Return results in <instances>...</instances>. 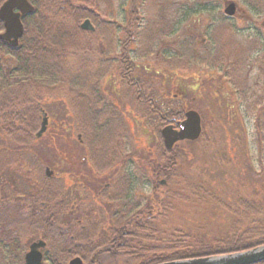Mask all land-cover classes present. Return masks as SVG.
Segmentation results:
<instances>
[{"label": "trees", "instance_id": "trees-1", "mask_svg": "<svg viewBox=\"0 0 264 264\" xmlns=\"http://www.w3.org/2000/svg\"><path fill=\"white\" fill-rule=\"evenodd\" d=\"M3 1L0 0V5ZM29 1L34 5V11L22 17L24 32L19 44L13 47L0 38V178L3 184H7L9 176L3 170L13 168L14 175L11 177L15 184L17 179L19 183L29 180L33 190L29 212L31 230L28 224L17 222V218L27 213L16 200L27 198L23 195L15 197L10 204V197H4L0 202V264H20L23 254L18 249L24 240L27 241L22 238L23 232H28L26 234L35 240V218L41 216L45 226L51 215L55 218L58 214L57 183L53 177L37 174V169L42 170L45 166L43 152L39 154L32 148L41 119L40 108L46 115L50 113V103L44 100L52 96L50 92L58 91L64 104L68 100L70 108L75 107L79 121L77 131L82 134L84 142L106 134L104 141L92 140L95 147L93 160L99 162L100 173L109 169L113 176L114 169L126 168L125 175L127 172L130 174L128 162L132 157L130 154L134 153L121 144L124 141L119 140L124 130L122 113L111 102L106 103L104 95L108 93L103 90L108 78L110 82L116 81V84L110 83L112 92L109 96L121 101L120 88L115 86L121 83L128 91L127 97L133 98L135 110L144 115L142 122L145 120L151 127H143L148 139L139 151L134 152L141 153V165L147 169L153 179L151 183L156 184L159 190L140 200L135 194L140 192V188L128 179L122 183L121 189L114 190V183L110 191L115 193L104 205L95 201L89 208L90 212L98 208L101 211L94 212L95 221L87 224L93 226L92 231L76 240L77 256L83 263L156 264L234 252L263 244L264 120L262 122L259 117L264 118V91H239L257 115L256 162L247 155L244 158L242 151L239 158L246 163L243 169L253 191L242 195L226 189L228 180L217 164L228 167L232 159L226 156L216 159L214 153L208 161H204L206 158L201 156L200 145L203 141L213 143V138L207 135V121L197 110L194 100L203 96L214 105L218 96L221 97L219 77L224 65L223 78L229 80L232 76L231 55L233 57L234 52L231 48L226 49L227 44L214 46L217 36L223 37L217 34L218 28L210 34L202 33L197 26L181 28L180 22L173 20L167 30L158 31V44L154 49L151 47L142 52L138 47L134 55L131 50L136 45L140 46V42L137 43L141 24L140 0H131L126 22L99 12L97 0ZM204 11L208 9L203 6L187 11L181 22L188 21L191 14ZM86 18L96 25L94 31L80 27ZM101 26L109 34L122 33L118 51L107 53L103 44L90 45V40L96 36V29ZM3 30L0 24V33ZM257 41L255 39V45ZM90 55L94 60L89 59ZM150 56L154 57L156 67L149 70L138 63V58ZM257 65L261 70L260 78L264 80V57ZM217 73L218 78L211 77ZM204 75L211 78L206 79ZM225 100L222 99L223 108L225 104L227 107ZM191 108L196 109L202 118L200 137L193 141H180L171 150L166 149L160 134L163 123L166 124V120L178 123L185 111ZM54 110H51L52 113ZM104 114L109 118L106 119ZM50 117L47 129L51 127ZM214 121L220 123L219 115ZM228 132L232 130L228 129ZM179 143L186 144L187 150L180 149L177 146ZM198 162L204 169L196 173L193 166L198 168ZM163 175L166 184L159 185L157 180ZM41 201L45 205L37 206ZM38 207H42L43 211L40 212ZM7 219L16 222L10 223ZM43 234L50 236L48 241L57 244L56 233ZM49 249L45 259L50 263H63L72 257L55 254L52 248Z\"/></svg>", "mask_w": 264, "mask_h": 264}, {"label": "rangeland", "instance_id": "rangeland-1", "mask_svg": "<svg viewBox=\"0 0 264 264\" xmlns=\"http://www.w3.org/2000/svg\"><path fill=\"white\" fill-rule=\"evenodd\" d=\"M227 1L229 0H140L138 6L141 13V24L137 32L139 39L137 40V43L140 42V46H134L131 50L132 53L135 55L138 47L142 52L143 49L146 50L151 47L154 49L158 44V31L167 30L170 21L177 20L180 22L181 28L190 29L191 27L197 26L199 31L202 33L206 32L210 34L218 28V32L220 33L216 31L217 34H220L223 37L217 36V39L214 40V46L227 44L226 49L231 48L232 53L233 49L235 50L236 41H240L242 42V45H244V55H248L250 51L248 44L250 41L252 42L257 39L259 41L258 44L254 46L253 51L249 53L250 55L248 56L252 55V59H250V61L259 63L260 59L264 57V0H233L238 3V7L240 8L239 13L241 14V17L235 19L227 17L223 14V7ZM97 3L99 5V12H102V14H109L110 17H113L118 21L126 22L128 20L131 0H97ZM202 6L208 9V11L201 12L200 14L195 13L196 15L191 14L188 16V21L181 22L184 14H187L185 12L193 11L194 9ZM103 20L105 21V19ZM92 24L93 26H96L93 22ZM122 36L121 32L115 34L104 32L101 26L96 29V36L92 37L90 45L103 44L107 53H114L116 50H119V40H121ZM99 39H101V41ZM89 59L92 61L94 60V57L90 55ZM153 59L154 57L152 56L146 57V59L140 57L138 58V63L141 64V66L149 68V70L154 69L156 66ZM146 61H148V63ZM224 67L225 65L223 66V71L221 72V78L218 73L211 76H217V78L219 77L220 79L219 94H221V97L218 96V102L211 105V103H209L211 100H207L206 97L203 96L194 100V103L198 108L197 110H200L203 113L207 121V135H210L213 138V143L203 141L202 145H200V148H202L200 151H202V158H206L204 161H208L211 158L210 156L212 154L214 155V153L216 154V159H221L222 156L223 158L226 156L227 158L232 159V163L228 167L218 164L217 166H220L221 171L223 170L225 174V179L228 180L226 188L228 192L231 190L236 191L237 194L239 193L243 195V193H250L253 190L249 185V177H247L246 171L243 169L246 167V163L240 161L239 159L241 156L240 151L243 152L242 154L244 158L245 155H247L251 161L255 160L256 162L258 147L256 141L257 132L255 128V120L257 115L251 111L250 102L246 100L244 94L239 91L235 93V91H231V88H233L238 82L240 84L239 87L246 88L245 91L247 92L250 91V89H248L249 86L252 88V92H256V90L264 91V88H262L264 86V80L260 78V73L257 70L258 66L254 67V69L249 73H245L244 70V73L238 75L237 78L231 76L229 80L228 78H223L225 73L224 69H226ZM95 68L96 66L93 69ZM104 68H106V65ZM110 73H112L111 70ZM211 77L210 75L207 77L204 75V78L206 79H210ZM110 83L116 84V81L107 82V85L103 90L106 93L111 91ZM234 83L235 85H233ZM256 83L260 85V87H258ZM115 86H118L120 91H125V87L121 85V83ZM50 93L52 96L44 98V100L45 103H50L51 109L49 116L51 117L49 120L51 123L49 127H51L42 134L43 137L39 140L40 144L42 142L44 143L43 148L37 144L33 147V149L36 152H39V154L43 152L42 159L45 166L56 169V165L61 167L59 162L60 158H70L71 155H77V158L79 159L81 155H86L88 153V149L84 144L79 145L76 141V132L78 131L76 130V127L71 125L74 111H71L68 100L66 104H64L62 101L64 99L61 98L60 94L58 95V91H52ZM104 96L106 97V95ZM222 99H226L225 101L227 102V107L225 104V108L222 107L224 105ZM253 100H251V103ZM110 102L116 106L123 115L124 130L122 134L120 133L121 135L119 136V140L124 142H121V144H125L126 149L129 152L141 157L139 152L134 151H139L142 148L143 142L148 139L147 135L143 132V127L145 126L146 128H151L150 125H147L145 120L142 122L144 115L138 111V117L142 123L140 122L141 124H136L134 122L133 116L136 113V106L131 99L126 101L122 99L121 101L112 99ZM51 110H54V112L52 113ZM216 115H219L220 117L221 121L219 124L217 121H214ZM259 120L263 122L264 118L259 117ZM228 129H231L232 132L229 133ZM96 138V140L104 141L106 140V134L96 136ZM185 145L186 144L184 143H179L177 146L180 149L187 150ZM220 154L222 155L220 156ZM56 159L58 161L57 164L55 163ZM199 162H201V160ZM199 162L197 163L198 168L193 166L196 173L204 169V166L201 167ZM214 162L215 161H213V168H215ZM81 165H83V163ZM137 166L140 167V181H138L137 185L140 188V197L145 199L146 197H149L151 193V186H149L148 182L151 183L153 179L152 176H149L147 173V169L141 165V162H138ZM188 172L189 171H184V173ZM28 181L29 180L21 183V188L23 190H32ZM158 183L159 185L166 184V178L164 175L159 178ZM34 232L39 235L40 233L43 234L44 230L38 229ZM29 240L32 239L30 238ZM109 262H111V260H109Z\"/></svg>", "mask_w": 264, "mask_h": 264}, {"label": "flooded vegetation", "instance_id": "flooded-vegetation-1", "mask_svg": "<svg viewBox=\"0 0 264 264\" xmlns=\"http://www.w3.org/2000/svg\"><path fill=\"white\" fill-rule=\"evenodd\" d=\"M239 12H240V8L238 7V3H237V8H236L234 15L227 16V17H230L232 19L239 18L241 17V14ZM254 41L255 40H253L252 42L250 41V43L248 44V47L250 48L249 53L253 51L254 46H256L259 42L257 41L256 42L257 44L255 45ZM243 48H244V45H242V42L236 41L235 50L233 49L234 55L232 57V63H233L232 64V74H233L232 76L234 78H237L238 75L244 73V70H245V73H249L254 69V67L258 66L257 63L250 61V59H252V55L248 56L250 55L249 53L248 55H244ZM257 70L258 71L260 70L259 66ZM259 73H261V70L259 71ZM108 81H110L109 78H108ZM237 83L236 85L235 83L233 84L235 85L234 86L235 88L234 87L231 88V91H245L246 88L239 87L240 85L239 83L237 87ZM248 89H250V91L252 90L250 86ZM111 92L112 91L107 92L108 95L105 98L106 103H110V100H112V98L109 96V93ZM127 92L128 91H121V94H120L121 99L124 101L131 99L133 101L132 97L131 98L127 97V94H126ZM40 111H41V116H40L41 119L39 122V128L41 126L43 117L47 114L46 112L43 111L42 108H40ZM71 111L72 112L74 111L71 125L73 127H76V130H77L79 126V121L77 120L78 115L75 114V107L72 108L71 106ZM137 111L139 112L140 110H136V113L133 116V120L135 123L138 121H141L140 118L138 117ZM104 116L106 119L109 118V116L106 114H104ZM184 117H185V113H184L183 118ZM105 122L106 120L103 123ZM168 122L169 120H166V124L164 122L163 126L167 124H173V123H170V122L168 123ZM177 124L178 123L174 125L176 126ZM37 131L35 132V134L37 133ZM42 137L43 135L39 137L35 136V141L33 143L32 148L36 146L37 144H39L38 146L43 148L44 143L43 142L41 144L39 143V140ZM96 139H97L96 137L95 138L93 137L92 139H90L91 140L90 142L89 141L84 142L82 134L79 132H76L77 143L79 145L84 144L86 148L88 149V153L86 155L85 154L81 155L79 159L77 158V155L76 156L71 155L70 158H60L59 162L61 164V167H58L56 165V169H52L49 166H44L42 170L37 169V174L44 173L45 176L54 178V181L57 183L55 186V191H56L55 194H56V198L58 199V203H60V206H59L58 214L56 215V217L53 218V216L51 215L49 220L47 221L48 224L45 226L42 222L45 220H43L41 216L39 219L35 218L34 222L36 223V226L34 227V230L43 229L45 233L51 234V235L54 232V234L56 233L55 239L58 242L57 244L55 243L54 245V243L48 241V238L50 236H46L45 234H41V233H40L41 235L35 236V240H29L31 238V235L26 234L28 232H23L22 238L24 237V239H26L27 242H23L22 246L18 249L19 252L23 254V259L20 264H23L25 262V255L29 251L30 245L33 242H37L39 240H42L44 242V246L40 248V252L42 254V262L44 264H55V263H50L48 260L45 259V256L48 255V253L50 252L49 247L52 248L51 250L55 254L72 255V257L68 258L65 262L63 261V263H59V264H70V261L72 259L79 257L77 256L79 251L76 250V245H78L76 243V240H78V237L80 235H86L88 233H91L90 231H92L93 226L87 225V224L89 223L92 224V221H95L96 213L94 212L101 211V208H98L97 211L93 210V212H90L89 210L90 206L94 204L95 201H97L98 204H100L101 206L104 205L106 202H108V199L110 198L111 194L115 193L114 191H110L111 187L114 186V183H115V187L113 189L115 190V189H121L122 183L126 182L128 179L130 183L132 182L136 185L138 184V181H140V177H139L140 167L137 166V163L141 162L140 161L141 157L136 156V154L134 155L130 154L132 156L129 158V162H128V164H130L129 170H128L130 174H127L128 173L127 172L125 175L126 168H118L117 170L114 169L113 176H111L110 172H108L109 169L108 171L103 172V174H101L99 171L100 169L98 168L99 164H97L99 162H96L93 160V153H94L93 150L95 148L93 144L96 141ZM92 140H94V142H92ZM55 163L56 164L58 163L57 159ZM80 163L81 164L83 163V165H81ZM106 163L109 164V162H106ZM79 166H80V169H79ZM47 168H49L50 174H47L46 172ZM3 171L7 173L9 177H8L7 184H3L0 178V202L6 196L10 197V202H11L10 204L14 202L15 197L20 198L21 195H23L24 198H27L26 200H23V201L16 200L21 206L25 208V213H27V215L17 218V222L28 224L29 225L28 228L31 230V226H30L31 215L29 214V212H31L30 193H33V190L31 189L23 190L21 188V183H19L20 181L18 179H17V184L13 182V178L11 177L12 175H14L13 168L4 169ZM121 179H123L124 181ZM157 182H159V180H157ZM148 184L149 186H151V193H154L155 190H159L156 184L150 183V182H148ZM4 189H6L5 194L3 193ZM15 191H17L19 194H15L16 193ZM135 194L136 196L139 197L140 200L142 199L140 197L141 194L139 192ZM44 205H45L44 201H41L37 204V206H44ZM38 210L42 212L43 208L38 207ZM7 221L10 223L16 222V220L14 219H7ZM46 230L50 231L51 233L46 232ZM99 251H101V249H99ZM73 254H75V256H73ZM3 264H6V263H3ZM82 264H84L83 260H82ZM257 264H264V261L257 263Z\"/></svg>", "mask_w": 264, "mask_h": 264}, {"label": "water", "instance_id": "water-1", "mask_svg": "<svg viewBox=\"0 0 264 264\" xmlns=\"http://www.w3.org/2000/svg\"><path fill=\"white\" fill-rule=\"evenodd\" d=\"M236 8L237 3L229 0L224 4L223 12L227 16H233ZM33 11L34 5L29 0H4L0 5V23L4 27V30L0 33V38L7 41L11 46L16 47L24 32L22 17ZM80 27L87 31L94 30L89 18L84 19ZM47 124L48 117L45 115L36 136L39 137L45 132ZM201 133V115L196 109L192 108L185 111V117L176 126L167 124L160 130L164 145L168 150H171L180 141L197 140ZM46 172L50 174L49 168H47ZM43 246L44 242L42 240L33 242L25 255L23 264H44L40 252V248ZM262 261H264V243L234 252L186 257L162 261L156 264H257ZM70 264H82V260L76 257L70 261Z\"/></svg>", "mask_w": 264, "mask_h": 264}]
</instances>
